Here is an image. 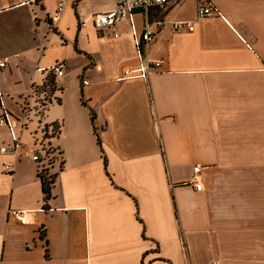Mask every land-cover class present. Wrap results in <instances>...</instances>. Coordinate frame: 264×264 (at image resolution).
I'll use <instances>...</instances> for the list:
<instances>
[{
  "label": "crops",
  "instance_id": "0c3cea01",
  "mask_svg": "<svg viewBox=\"0 0 264 264\" xmlns=\"http://www.w3.org/2000/svg\"><path fill=\"white\" fill-rule=\"evenodd\" d=\"M213 1L222 17L199 19L196 0L152 9L166 24L147 55L165 63L121 80L143 13L114 38L93 23L114 0H0L3 102L17 132L30 104L22 142L50 135L52 149L38 163L0 153V264H264V0ZM11 142L0 128V148ZM41 173L56 177L48 201ZM10 209L34 212L30 224Z\"/></svg>",
  "mask_w": 264,
  "mask_h": 264
},
{
  "label": "built area",
  "instance_id": "2783aa9c",
  "mask_svg": "<svg viewBox=\"0 0 264 264\" xmlns=\"http://www.w3.org/2000/svg\"><path fill=\"white\" fill-rule=\"evenodd\" d=\"M175 0H114L115 8L113 10L96 14L93 16V23L97 30L103 34L111 33L114 38L120 36L117 31V26L123 22L129 21L133 24V18L135 13L141 12L144 14V29L142 34L138 35L134 31V42L137 53L136 68H127L124 71L123 79H135L143 78L148 79L150 75L161 69L164 65L163 60H151L147 55L151 44L156 38L157 31L161 30L166 22L163 20H152L151 10L154 8L165 9ZM197 16L199 19L222 17V14L218 7L214 4L213 0H196ZM65 11V4L60 3L57 10L50 16V21L55 24L60 21ZM86 22H82V26H85ZM175 33L189 32L192 33L195 30V25L191 21H176L172 23ZM6 62H0V68L5 67ZM66 64L59 62L49 68L50 74H53L56 79L63 78L65 74ZM85 86L89 85L87 80L83 81ZM45 94L41 100L40 109L45 110L51 103V95ZM0 106L2 108V115L0 116V128H8L11 135V144L4 145L0 148V153L7 157H12L14 161H19L21 158H28L38 163L42 162V157L46 148L45 139L37 142L33 145L24 146L22 142L21 134L28 127L30 120L31 105L28 104L22 115L20 122V132L15 130L14 119L7 110L3 102V94L0 92ZM54 133V130L51 131ZM3 170L5 173L13 174L15 171V164L13 162H4ZM192 186L197 192L203 190V178L201 176V167L195 168L194 177L191 181ZM34 212L28 210H15L10 209L8 217L18 222L21 225H28L31 222Z\"/></svg>",
  "mask_w": 264,
  "mask_h": 264
},
{
  "label": "trees",
  "instance_id": "16d2710c",
  "mask_svg": "<svg viewBox=\"0 0 264 264\" xmlns=\"http://www.w3.org/2000/svg\"><path fill=\"white\" fill-rule=\"evenodd\" d=\"M50 78H51V75L48 77V82L49 83H47V85H48V88H49L50 92L54 93L55 90H56V82H55V80H52ZM54 133L57 135L59 133V130L55 129ZM98 141H99V144L101 145V141H100L99 137H98ZM104 162H105V166L107 167L106 159L104 160ZM108 176H109V174H108ZM40 178L42 180V187H43V192L45 194V198L48 201L52 197L51 190H52L53 184L55 183L56 177L55 176L48 177V176H46V174L41 173L40 174Z\"/></svg>",
  "mask_w": 264,
  "mask_h": 264
},
{
  "label": "rangeland",
  "instance_id": "374dc122",
  "mask_svg": "<svg viewBox=\"0 0 264 264\" xmlns=\"http://www.w3.org/2000/svg\"><path fill=\"white\" fill-rule=\"evenodd\" d=\"M50 79H52V80H55L54 78H53V76H51V78ZM47 92H48V94L47 95H51V97H53L52 95H54V94H52L51 92H50V90L48 89L47 90ZM39 123V122H38ZM36 133H38V132H36ZM54 135H56L55 133H52V135L51 136H54ZM48 138H50V135H47V138H46V136L44 137V139H45V142H46V139H48ZM34 140H36V138H34ZM40 141H42L41 140V138H40ZM47 144V143H46ZM46 148H50L48 145H46ZM47 151H48V155H49V157H50V154H52V149H46Z\"/></svg>",
  "mask_w": 264,
  "mask_h": 264
}]
</instances>
